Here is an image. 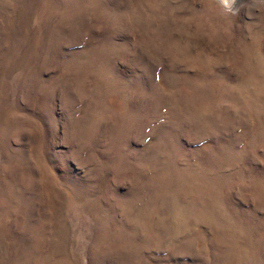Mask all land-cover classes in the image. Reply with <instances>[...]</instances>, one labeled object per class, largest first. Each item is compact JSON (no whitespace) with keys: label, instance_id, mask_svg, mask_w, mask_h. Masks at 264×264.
Segmentation results:
<instances>
[{"label":"rangeland","instance_id":"obj_1","mask_svg":"<svg viewBox=\"0 0 264 264\" xmlns=\"http://www.w3.org/2000/svg\"><path fill=\"white\" fill-rule=\"evenodd\" d=\"M0 0V264H264V5Z\"/></svg>","mask_w":264,"mask_h":264},{"label":"clouds","instance_id":"obj_2","mask_svg":"<svg viewBox=\"0 0 264 264\" xmlns=\"http://www.w3.org/2000/svg\"><path fill=\"white\" fill-rule=\"evenodd\" d=\"M253 3L264 5V0H253ZM220 4L224 7L226 12L235 14L238 11L236 0H220Z\"/></svg>","mask_w":264,"mask_h":264}]
</instances>
